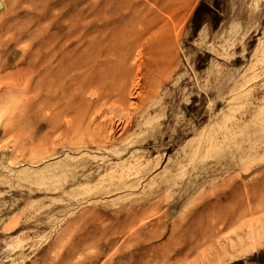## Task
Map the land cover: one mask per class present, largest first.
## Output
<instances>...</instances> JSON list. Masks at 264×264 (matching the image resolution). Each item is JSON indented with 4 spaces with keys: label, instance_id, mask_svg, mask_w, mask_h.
Listing matches in <instances>:
<instances>
[{
    "label": "rangeland",
    "instance_id": "374dc122",
    "mask_svg": "<svg viewBox=\"0 0 264 264\" xmlns=\"http://www.w3.org/2000/svg\"><path fill=\"white\" fill-rule=\"evenodd\" d=\"M0 264H264V0H0Z\"/></svg>",
    "mask_w": 264,
    "mask_h": 264
},
{
    "label": "bare ground",
    "instance_id": "6f19581e",
    "mask_svg": "<svg viewBox=\"0 0 264 264\" xmlns=\"http://www.w3.org/2000/svg\"><path fill=\"white\" fill-rule=\"evenodd\" d=\"M173 22V21H172ZM154 33V32H153ZM156 33V32H155ZM73 111H75V110H73ZM59 112V111H58ZM61 112V111H60ZM76 114V113H75ZM73 117H74V115H73ZM72 118V117H71Z\"/></svg>",
    "mask_w": 264,
    "mask_h": 264
}]
</instances>
